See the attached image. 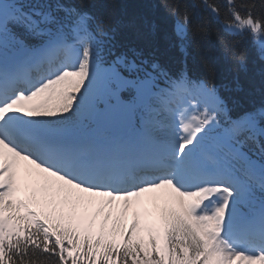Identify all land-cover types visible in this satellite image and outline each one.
Instances as JSON below:
<instances>
[{
    "label": "snow or ice",
    "instance_id": "1",
    "mask_svg": "<svg viewBox=\"0 0 264 264\" xmlns=\"http://www.w3.org/2000/svg\"><path fill=\"white\" fill-rule=\"evenodd\" d=\"M147 3L178 70L120 0H0V264H264V0Z\"/></svg>",
    "mask_w": 264,
    "mask_h": 264
},
{
    "label": "trees",
    "instance_id": "2",
    "mask_svg": "<svg viewBox=\"0 0 264 264\" xmlns=\"http://www.w3.org/2000/svg\"><path fill=\"white\" fill-rule=\"evenodd\" d=\"M118 14H122L128 27L125 29L126 43L143 49L146 56H154L162 64L178 70L184 59V54L179 47L167 37L172 32V20L163 16L162 12L154 13L147 0H120L117 9ZM155 22L158 29L154 35H149L150 27ZM137 28L145 35L138 36ZM215 35L212 41L215 42ZM218 48V46H217ZM215 54H219L214 50ZM205 55L194 43L188 50V64L195 73H199L201 59ZM260 65L250 63L248 70L236 69L231 63L221 60L219 65L218 82L233 87L238 81L243 87L244 93H249L254 87L257 89L256 96H259Z\"/></svg>",
    "mask_w": 264,
    "mask_h": 264
},
{
    "label": "rangeland",
    "instance_id": "3",
    "mask_svg": "<svg viewBox=\"0 0 264 264\" xmlns=\"http://www.w3.org/2000/svg\"><path fill=\"white\" fill-rule=\"evenodd\" d=\"M128 219H129V221L131 220V215L129 216V218H128Z\"/></svg>",
    "mask_w": 264,
    "mask_h": 264
}]
</instances>
